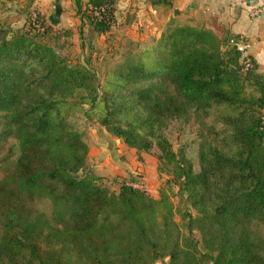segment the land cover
<instances>
[{
	"label": "trees",
	"instance_id": "obj_1",
	"mask_svg": "<svg viewBox=\"0 0 264 264\" xmlns=\"http://www.w3.org/2000/svg\"><path fill=\"white\" fill-rule=\"evenodd\" d=\"M114 2L77 12L103 32ZM48 32L0 27V264H264V79L252 56L244 70L219 24L172 18L159 36L130 42L100 79L59 54ZM189 110L214 135H202L196 160L169 139ZM92 121L138 153L158 151L195 210L188 223L203 250L161 213L164 190L118 185L111 195L104 176L79 172ZM40 196L53 218L33 204Z\"/></svg>",
	"mask_w": 264,
	"mask_h": 264
},
{
	"label": "crops",
	"instance_id": "obj_2",
	"mask_svg": "<svg viewBox=\"0 0 264 264\" xmlns=\"http://www.w3.org/2000/svg\"><path fill=\"white\" fill-rule=\"evenodd\" d=\"M87 1L0 0V27H22L29 12L36 10L49 27V42L57 50L67 56L70 52L80 54L82 63H97L118 56L130 42L159 36L172 18L192 24H219L229 41L237 34L249 39L246 53L256 63L255 72L264 79V0H115L114 22L108 30L99 33L85 15L81 17L77 12V7L84 8ZM257 8L259 10L253 13ZM98 132L88 137L86 165L93 173L104 179L116 175L118 179L131 175L142 164L135 147L104 127H99ZM139 153L146 160L147 153ZM144 165L146 181L152 186L157 180L147 161Z\"/></svg>",
	"mask_w": 264,
	"mask_h": 264
},
{
	"label": "rangeland",
	"instance_id": "obj_3",
	"mask_svg": "<svg viewBox=\"0 0 264 264\" xmlns=\"http://www.w3.org/2000/svg\"><path fill=\"white\" fill-rule=\"evenodd\" d=\"M2 27V26H1ZM5 29H12V27H3ZM48 37V38H47ZM47 41H50L51 37L49 35H45ZM57 50V48H56ZM59 54L64 56L65 59H68L71 63H82V57L79 55L70 52V55H63L60 50H57ZM85 58V54H84ZM114 59V56L109 58H105L101 62H87L88 65L95 69L98 77L101 79L103 76V72L105 70V66L108 61ZM103 127L97 121H92L86 126L87 136H91V134H97L98 128ZM202 135H208L214 138V135L209 130V125H207L199 116L193 112V110H189L187 113V121L184 123H174L171 125V130L169 131V139L172 142L174 148H178L183 145L187 148V153L192 157L193 160H196V147L198 141L202 137ZM143 152V151H142ZM147 153V152H144ZM124 156V155H123ZM137 159H139L142 164L137 168L142 171V173L147 175V170L145 169L144 163H148L152 174L154 175L155 180H157L156 184L150 186V183L146 181L148 187L146 192L151 196L159 198L161 189L164 190L165 195L167 197V202L169 204V211L167 208H162L161 213H168L170 219L172 220L171 228L176 232L179 231V234H188L192 238L195 239L197 243V247L199 250H203V244L200 239V234L195 226H189L188 223V211L195 213V210L191 207L190 203L186 199V195L180 185L176 183L172 178L171 171L169 170L170 165H167L161 162L158 159V151L155 148H152L150 152L145 154L146 160L144 157L137 153ZM143 165V167H142ZM92 172L90 166L87 164L85 167L79 172ZM114 176V177H113ZM111 178L108 176L105 177L106 185L111 195H115L118 192V180L116 175H113ZM129 176V175H127ZM33 204L41 211H43L47 217L53 218V203L49 197L40 196L35 197L33 200ZM161 215V214H160ZM160 217L157 219L160 221ZM161 225H158L156 231L159 230ZM168 256L158 257L152 259L149 264H168L167 263ZM206 264H210L209 262H205ZM204 263V264H205Z\"/></svg>",
	"mask_w": 264,
	"mask_h": 264
},
{
	"label": "built area",
	"instance_id": "obj_4",
	"mask_svg": "<svg viewBox=\"0 0 264 264\" xmlns=\"http://www.w3.org/2000/svg\"><path fill=\"white\" fill-rule=\"evenodd\" d=\"M101 10H103V7L99 10H95L94 14L100 15ZM258 10V8L255 9L253 13H256ZM26 22L34 29L42 30L44 28V22L40 19L36 10H31L29 12ZM230 41L234 45L235 49L241 53V57L243 59V69L245 70L252 67L253 62L251 56L246 53V50L250 45L249 39L245 35L239 34L237 37L231 38ZM117 180L118 185H128L140 190L146 191L148 187L144 174L138 168H136L131 175L120 177Z\"/></svg>",
	"mask_w": 264,
	"mask_h": 264
},
{
	"label": "water",
	"instance_id": "obj_5",
	"mask_svg": "<svg viewBox=\"0 0 264 264\" xmlns=\"http://www.w3.org/2000/svg\"><path fill=\"white\" fill-rule=\"evenodd\" d=\"M247 1H249V2H253L254 0H247Z\"/></svg>",
	"mask_w": 264,
	"mask_h": 264
}]
</instances>
